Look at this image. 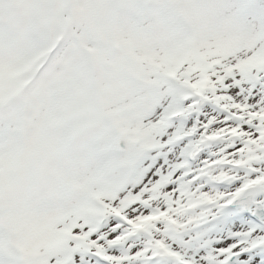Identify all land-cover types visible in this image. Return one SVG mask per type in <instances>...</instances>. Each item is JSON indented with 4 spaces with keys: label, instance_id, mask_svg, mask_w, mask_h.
Listing matches in <instances>:
<instances>
[{
    "label": "snow or ice",
    "instance_id": "1",
    "mask_svg": "<svg viewBox=\"0 0 264 264\" xmlns=\"http://www.w3.org/2000/svg\"><path fill=\"white\" fill-rule=\"evenodd\" d=\"M213 7L228 29L193 33L171 3L129 0L145 58L26 165L57 238L0 227V264H264V0Z\"/></svg>",
    "mask_w": 264,
    "mask_h": 264
},
{
    "label": "rangeland",
    "instance_id": "2",
    "mask_svg": "<svg viewBox=\"0 0 264 264\" xmlns=\"http://www.w3.org/2000/svg\"><path fill=\"white\" fill-rule=\"evenodd\" d=\"M31 6L43 3L52 20L50 24L59 37L52 43L59 46L48 55L45 69L40 76L32 78L30 85L16 98L0 108V128L11 127L16 133L8 140L0 141V224L10 219L14 209L28 204L29 211H44L49 215L47 205L29 202L18 183L22 174L41 146L52 141L58 131L69 122L74 114L82 111L91 98L93 85L113 71L133 72L139 67V61L145 58V51L138 43L144 32L125 8L129 0H27ZM171 3L185 19L193 33L203 29L215 31L227 30L230 21L214 10V0H163ZM25 6H22L24 8ZM7 26V21L4 24ZM35 29L40 25H35ZM42 38V37H41ZM42 40L46 46L47 37ZM58 41L60 42L58 44ZM67 93H71V96ZM53 98L62 100L46 112H38L43 104ZM68 103L70 105H68ZM62 108L56 116L41 118L51 110ZM9 170V171H8ZM49 239L33 233L24 242L28 248L51 244L57 238L52 218ZM37 226V225H36ZM54 236V238H53Z\"/></svg>",
    "mask_w": 264,
    "mask_h": 264
},
{
    "label": "bare ground",
    "instance_id": "3",
    "mask_svg": "<svg viewBox=\"0 0 264 264\" xmlns=\"http://www.w3.org/2000/svg\"><path fill=\"white\" fill-rule=\"evenodd\" d=\"M31 4L27 0H0V108L16 98L13 92L15 89L19 93L30 85L31 77L40 76L39 71L45 69L48 55L60 46H54L52 43L59 37L58 31H54L48 23L43 24L46 19L52 20L56 15H50L43 3L35 4V7L28 11L26 7ZM6 21L7 26L4 25ZM35 25L41 27L35 29ZM41 37H47V42L49 41L47 46ZM67 94L71 96V93ZM60 102L61 99L53 98L43 104L38 112H46ZM61 109L44 113L41 118L56 116ZM29 208L30 206L25 204L21 205V209H14L10 219L3 226L0 224V227L9 232L21 233L23 242L33 233L37 240L49 239L53 217L46 216L42 209L29 211Z\"/></svg>",
    "mask_w": 264,
    "mask_h": 264
}]
</instances>
